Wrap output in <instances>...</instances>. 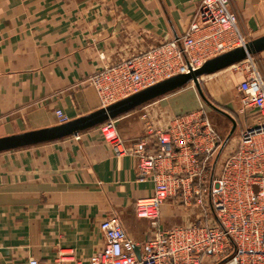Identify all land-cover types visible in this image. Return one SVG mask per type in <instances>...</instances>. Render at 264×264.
I'll return each mask as SVG.
<instances>
[{
  "label": "crops",
  "instance_id": "1",
  "mask_svg": "<svg viewBox=\"0 0 264 264\" xmlns=\"http://www.w3.org/2000/svg\"><path fill=\"white\" fill-rule=\"evenodd\" d=\"M198 1L0 0V137L56 125L57 109L71 120L100 108L87 79L107 64L181 35ZM230 6L249 39L264 34V0H230ZM243 64L219 71L223 76L209 80L206 95L201 87L214 107L194 86L196 96L189 104L184 93H169L115 118L123 145L144 135L145 111L198 112L214 133L215 161H220L222 151L228 149L227 156L236 150L241 131L260 118L254 107L241 113L236 108L237 86L246 70L224 74ZM260 66L264 72L263 61ZM223 119L229 123L225 133L219 129L225 127ZM198 157L210 159L206 153ZM169 167L186 178L176 163ZM151 194L152 183L141 178L134 159L118 155L98 126L77 136L2 151L0 264H27L30 258L50 262L64 249L75 259L88 258L104 244L100 222L112 216L141 244L150 222L137 217L134 203ZM208 217L203 203L192 198L183 204L178 192L161 206L159 220L166 226L202 224ZM200 264L210 263L202 258Z\"/></svg>",
  "mask_w": 264,
  "mask_h": 264
},
{
  "label": "built area",
  "instance_id": "2",
  "mask_svg": "<svg viewBox=\"0 0 264 264\" xmlns=\"http://www.w3.org/2000/svg\"><path fill=\"white\" fill-rule=\"evenodd\" d=\"M249 40L230 0H199L181 35L107 64L87 81L105 107ZM252 57L243 60L246 78L237 91L241 112L254 107L260 118L241 131L236 150L220 161H215L214 133L198 112L145 111L144 135L130 145H123L114 119L98 126L115 152L133 158L141 178L152 183V194L134 203L137 217L150 222L145 241L137 244L112 216L100 222L104 244L88 258L75 259L64 249L50 262L30 258L27 264H200L202 258L210 264H264V72ZM55 114L59 123L68 120L60 109ZM201 153L209 154V161L201 160ZM172 162L186 178L171 171ZM178 192L183 204L197 198L205 205L209 217L204 223L161 226V206Z\"/></svg>",
  "mask_w": 264,
  "mask_h": 264
},
{
  "label": "water",
  "instance_id": "3",
  "mask_svg": "<svg viewBox=\"0 0 264 264\" xmlns=\"http://www.w3.org/2000/svg\"><path fill=\"white\" fill-rule=\"evenodd\" d=\"M261 52H264V34L250 39L243 46H238L207 59L194 70L175 74L85 115L56 125L2 136L0 137V152L77 136L82 131L97 127L109 119H115L150 101L180 89L189 82L193 83L203 100L213 106L203 94L199 77L221 71L245 60L248 56Z\"/></svg>",
  "mask_w": 264,
  "mask_h": 264
},
{
  "label": "rangeland",
  "instance_id": "4",
  "mask_svg": "<svg viewBox=\"0 0 264 264\" xmlns=\"http://www.w3.org/2000/svg\"><path fill=\"white\" fill-rule=\"evenodd\" d=\"M259 56H261V57H257V55L256 56H254V57H252V60H253V62H254V64L256 65V67L257 68H259L260 70H261V66H260V64H261V62L263 61L264 62V54H262V55H259ZM244 66H245V63L243 64V65H237V67H235V68H230V70H227V71H225L224 72V74L225 75H227L228 76V73L229 74H234L235 72H237L238 70H242V67L244 68ZM262 71V70H261ZM218 74H220L219 73V71L218 72H216V75L213 77V78H211V79H207V80H204V81H202V83H201V87L203 88V90H204V92H205V95H206V86H207V84H209V80H214V78L216 77V76H218L217 78H219V77H221V76H223L222 74H220V75H218ZM217 78H216V80H217ZM193 83H188V85H185L184 87H182V89H178V91H174V92H172V93H170V95H173V94H176V93H184L185 95H186V100H185V103L186 104H189V103H191L192 101H193V95H194V97L196 96V92H195V88H194V85H192ZM170 95H167V96H170ZM197 98H198V102H200V103H202L201 102V99H200V97H198L197 96ZM236 101H237V106H236V108L238 109V112H240L241 113V104L239 103V94L237 95V98H236ZM203 104V103H202ZM212 114V113H211ZM212 116V115H211ZM214 116V115H213ZM212 116V117H213ZM223 125L225 126V127H223V128H219V129H221V130H223L224 129V133L228 130V128H229V123H228V121L227 120H225V119H223ZM223 153L221 154V158L223 157L224 158V156H226V154L227 153H229L228 152V149L227 150H225V151H222ZM221 158L219 159V160H221ZM180 209H186V208H180ZM187 210V209H186ZM186 211H184L183 213H185ZM172 219H173V221L176 219V216H172ZM181 223H184V222H181ZM181 223H178V224H172V225H169V226H166L164 223H161V226H163L164 228H169V227H172V226H176V225H180ZM135 252L136 253H138V248H135Z\"/></svg>",
  "mask_w": 264,
  "mask_h": 264
}]
</instances>
